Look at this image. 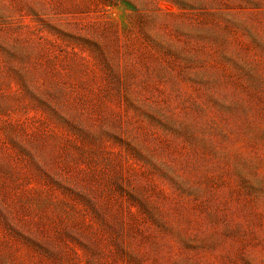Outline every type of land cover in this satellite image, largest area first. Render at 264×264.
Wrapping results in <instances>:
<instances>
[{"label":"rangeland","instance_id":"rangeland-1","mask_svg":"<svg viewBox=\"0 0 264 264\" xmlns=\"http://www.w3.org/2000/svg\"><path fill=\"white\" fill-rule=\"evenodd\" d=\"M0 264H264V0H0Z\"/></svg>","mask_w":264,"mask_h":264}]
</instances>
